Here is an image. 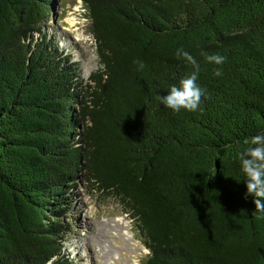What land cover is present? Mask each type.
<instances>
[{
  "label": "trees",
  "instance_id": "16d2710c",
  "mask_svg": "<svg viewBox=\"0 0 264 264\" xmlns=\"http://www.w3.org/2000/svg\"><path fill=\"white\" fill-rule=\"evenodd\" d=\"M81 2L86 84L44 29L51 0H0V264H73L64 216L82 177L134 222L141 264H264L238 159L264 133V0ZM180 48L200 64L196 111L159 99L193 71Z\"/></svg>",
  "mask_w": 264,
  "mask_h": 264
},
{
  "label": "rangeland",
  "instance_id": "374dc122",
  "mask_svg": "<svg viewBox=\"0 0 264 264\" xmlns=\"http://www.w3.org/2000/svg\"><path fill=\"white\" fill-rule=\"evenodd\" d=\"M49 11L43 24L47 35L56 41L58 52L76 64L79 78L86 84L98 68V59L81 0H51ZM67 18H73L74 24L70 25ZM70 192V206L64 216L69 233L63 237L62 250L73 264H141L148 251L134 222L115 199L93 190L83 177ZM117 222L120 227L114 225ZM109 249L115 254L105 262Z\"/></svg>",
  "mask_w": 264,
  "mask_h": 264
},
{
  "label": "clouds",
  "instance_id": "9594fccd",
  "mask_svg": "<svg viewBox=\"0 0 264 264\" xmlns=\"http://www.w3.org/2000/svg\"><path fill=\"white\" fill-rule=\"evenodd\" d=\"M200 55L210 64L222 65L225 61V57L219 54L201 51ZM176 57L191 66L193 71L187 77L182 78L178 85L171 86L169 92L159 99L164 106L176 112L181 109L196 111L203 95V90L196 84L200 64L193 55L182 48L176 50ZM134 64L138 71L145 68V63L139 59L135 60ZM213 74L221 76L222 70L216 68ZM242 144L245 147L238 153V159L245 177V197L251 196L255 211L264 213V133L245 137Z\"/></svg>",
  "mask_w": 264,
  "mask_h": 264
},
{
  "label": "bare ground",
  "instance_id": "6f19581e",
  "mask_svg": "<svg viewBox=\"0 0 264 264\" xmlns=\"http://www.w3.org/2000/svg\"><path fill=\"white\" fill-rule=\"evenodd\" d=\"M75 10H76V9H75ZM67 20L69 21L68 23H69L70 25H73V24H74V19H73V18H67ZM114 225L120 227L121 224H120L119 222H117V223H115ZM120 232H121V231H120ZM110 248H111V247H110ZM114 254H115V251L112 250V249H109L108 251H106V253H105V258L108 257V259H105V262H107V260H111V259H112V256H114Z\"/></svg>",
  "mask_w": 264,
  "mask_h": 264
}]
</instances>
